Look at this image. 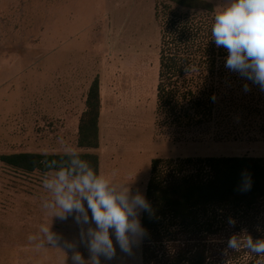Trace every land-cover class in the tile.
<instances>
[{"label": "rangeland", "instance_id": "rangeland-1", "mask_svg": "<svg viewBox=\"0 0 264 264\" xmlns=\"http://www.w3.org/2000/svg\"><path fill=\"white\" fill-rule=\"evenodd\" d=\"M216 11L225 0H208ZM161 0H0V155L63 154L61 140L96 153L100 173L144 195L155 159L264 157V135L223 136L214 126L185 132L159 128L157 85ZM99 78L100 148L78 146L79 121ZM42 172L0 169V264H63L59 248L28 237L50 223L41 207ZM142 212L140 213L141 222ZM53 230L78 239V226L53 220ZM114 244L115 238L113 237ZM79 250L88 258L87 250ZM107 264H142V240ZM70 256V254H69ZM102 264H104L103 258ZM68 264H71L69 259Z\"/></svg>", "mask_w": 264, "mask_h": 264}, {"label": "trees", "instance_id": "trees-1", "mask_svg": "<svg viewBox=\"0 0 264 264\" xmlns=\"http://www.w3.org/2000/svg\"><path fill=\"white\" fill-rule=\"evenodd\" d=\"M161 1L155 9L161 29L159 128L185 132L214 126L235 140L264 135V90L229 71L226 51L211 40L215 5L208 0ZM185 66L195 70L186 73ZM101 111L96 78L79 121L81 149L100 148ZM80 154L100 173L96 153ZM62 155H0V169L4 165L44 173L41 161ZM249 174L251 187L241 190ZM145 197L152 211L142 212L141 217L147 231L142 239V264H264V256L243 247L233 251L226 244L233 234L264 238V157L155 159Z\"/></svg>", "mask_w": 264, "mask_h": 264}, {"label": "clouds", "instance_id": "clouds-1", "mask_svg": "<svg viewBox=\"0 0 264 264\" xmlns=\"http://www.w3.org/2000/svg\"><path fill=\"white\" fill-rule=\"evenodd\" d=\"M211 37L215 46L227 53L225 67L264 90V0H225L214 14ZM194 70L184 67L186 73ZM244 88L248 90V85ZM61 144L63 155L59 159L41 161L46 169L42 186L48 193L41 207L51 222L41 223L29 241L38 249L59 248L65 254L63 264L69 259L71 264H102L101 258L107 264L116 257L117 245L130 255L147 234L140 213H151L149 201L141 191L133 192L129 182H119L116 170L98 173L76 148L63 140ZM250 187L249 174L244 176L241 190ZM70 217L78 226V239H67L53 230L54 219L67 221ZM226 244L233 251L243 247L264 256V238L233 234ZM81 245L88 252L87 259L79 250Z\"/></svg>", "mask_w": 264, "mask_h": 264}]
</instances>
